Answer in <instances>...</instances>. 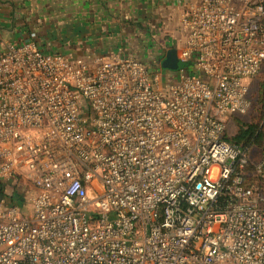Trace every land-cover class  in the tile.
I'll return each mask as SVG.
<instances>
[{"label": "built area", "instance_id": "2783aa9c", "mask_svg": "<svg viewBox=\"0 0 264 264\" xmlns=\"http://www.w3.org/2000/svg\"><path fill=\"white\" fill-rule=\"evenodd\" d=\"M177 32L166 84L164 60L36 34L0 53V181L32 184L0 200V264H264V188L226 140L264 69V0H183Z\"/></svg>", "mask_w": 264, "mask_h": 264}, {"label": "crops", "instance_id": "0c3cea01", "mask_svg": "<svg viewBox=\"0 0 264 264\" xmlns=\"http://www.w3.org/2000/svg\"><path fill=\"white\" fill-rule=\"evenodd\" d=\"M183 0H0V53L11 46L28 42L36 34L37 44L46 53H60L72 57L130 56L129 51L143 49L153 37L140 42L144 31L136 27L139 19L150 21L160 11L165 16L178 15ZM143 8V9H142ZM176 15V17H177ZM133 19V20H132ZM167 22H170L168 20ZM159 50L162 62L170 45ZM154 44L153 47H155ZM150 47V46H149ZM182 45L177 48L180 49ZM77 55V56H74ZM142 60L151 66L159 61ZM181 64V63H180ZM183 67V65H182ZM181 72V71H180ZM10 181H4L5 186ZM12 182V181H11ZM32 188V187H31ZM29 189V188H27ZM18 192L17 198L21 205ZM1 196V194H0ZM8 195L1 196L10 204ZM11 197V196H10Z\"/></svg>", "mask_w": 264, "mask_h": 264}, {"label": "rangeland", "instance_id": "374dc122", "mask_svg": "<svg viewBox=\"0 0 264 264\" xmlns=\"http://www.w3.org/2000/svg\"><path fill=\"white\" fill-rule=\"evenodd\" d=\"M181 9L178 12V15L176 14L177 17L175 14L172 16H168V15L165 16L160 11H158L156 12L155 16L150 19V21H146V19L145 20L139 19L137 25L140 26H137L136 28L140 31H144L146 36L144 37L140 35L139 38L140 42H143L144 40H148V38L151 37H153V41H150L149 43L145 44L146 45L145 48L147 49H143L142 47L138 50L133 49L132 51L128 52L129 53L128 55L133 56L139 60L147 61L149 63L152 57L155 60H159L161 55H158V58L154 56H156V54L159 53L160 49L165 51L169 47L167 44L170 43V45H178L177 48H179L182 45V42H181V36L177 32V20L179 13L181 12ZM168 20H170V22H167ZM154 44H156L155 47H153ZM173 48H175V46ZM149 67L151 68V66ZM158 71L161 72L163 84H166L171 80L178 79L179 73H181L179 70L172 71L165 68L158 69ZM191 71H193L194 73H198V75H200L201 77L204 76V73L196 72L192 68ZM263 93H264V69L257 78L251 81L250 110L244 115L234 116L231 118V120H229V124L227 128L228 138H233L238 134L239 132L238 121L247 124H253V123L260 124L261 129H264V106L262 105ZM249 151H250V165L248 167L249 178L250 180H254L255 182H261L262 187L264 188V182H262L260 176L255 172L256 166L260 162L264 161V142L262 144H255L254 146L249 148ZM31 187L32 184L28 180L24 178H17L12 182H9L4 187V193H1L2 191L0 189V194L1 196L3 194L12 196V195H16V192H18L19 194L22 195L27 190V188L31 189ZM6 200L10 204H13L11 200L9 201L7 198ZM21 205L24 206V203H21Z\"/></svg>", "mask_w": 264, "mask_h": 264}, {"label": "trees", "instance_id": "16d2710c", "mask_svg": "<svg viewBox=\"0 0 264 264\" xmlns=\"http://www.w3.org/2000/svg\"><path fill=\"white\" fill-rule=\"evenodd\" d=\"M185 68L182 67L181 64H179V71L184 70ZM194 75L198 76L199 78H204V76H200L198 75V73H194ZM262 105L264 106V93L262 94ZM238 125H239V132L236 136H234L233 138H228L226 137L227 142L234 147L237 148H242L244 150H248L249 148L254 146L255 144H262L264 142V129H261L260 124H247L241 121H238ZM4 187L5 184H3V182L0 181V189H1V193H4ZM2 196H5V194H3ZM19 196V195H18ZM22 196V195H21ZM20 197V199H22ZM12 202L14 203H20L19 202V198H17L16 196H9L8 197ZM17 203V204H18Z\"/></svg>", "mask_w": 264, "mask_h": 264}, {"label": "water", "instance_id": "95a60500", "mask_svg": "<svg viewBox=\"0 0 264 264\" xmlns=\"http://www.w3.org/2000/svg\"><path fill=\"white\" fill-rule=\"evenodd\" d=\"M179 64L180 62L178 58V49L172 48L171 50H169L166 58L162 62V67L172 71H177L179 68Z\"/></svg>", "mask_w": 264, "mask_h": 264}]
</instances>
